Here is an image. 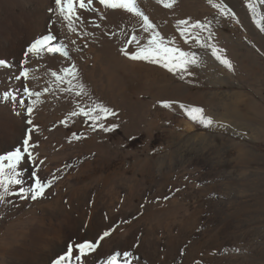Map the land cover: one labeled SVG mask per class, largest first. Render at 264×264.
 Listing matches in <instances>:
<instances>
[{"label":"bare ground","instance_id":"6f19581e","mask_svg":"<svg viewBox=\"0 0 264 264\" xmlns=\"http://www.w3.org/2000/svg\"><path fill=\"white\" fill-rule=\"evenodd\" d=\"M245 1L246 4L241 3L239 0H225L230 14L229 17L237 21V27L244 38V43L238 44L240 46L251 44L258 51L264 52V3L261 0ZM196 4L195 0H176L173 7L166 8L157 0H137V7L149 18V21L155 26L154 31L159 33L165 44L172 42L169 44L170 47L179 48L183 52L186 50L201 51L203 48L212 49L214 52L220 50L224 54L223 59L230 62L229 55L236 52L237 43L234 44V32L228 33L224 30H218L216 26H210L208 32L202 30L201 32L200 29L197 30L196 28L193 31L191 26L189 28V26L181 25L180 16L184 13L188 16L197 15L202 17L206 13L204 10H198ZM77 12L81 20L75 23V31H71L59 15L55 0H0V60L6 62L5 65L0 66V155H7L16 148H22L23 140L28 138L29 134H31L30 144L34 145L30 148L33 157L28 158L25 156V159L17 165L15 170L17 173L15 178L20 179L23 183L20 187L10 185V191L7 194H14V198L12 197L13 199L9 202L10 209L14 207L13 210L17 214H22L25 207L29 208V211L23 214V217H18L17 220H20V222L11 225L7 232L8 237L0 243V264H55L56 260L66 254V249L69 246H75L85 241L94 242L98 247L83 258L84 264H108L112 256H116L117 264H183L187 244L184 234L181 231H174L173 228L175 227L172 228L170 225H168L170 235L166 237L162 234V227L159 225H151L149 228L147 227L146 231L141 229L142 225H138L140 223L129 222V224L127 221L137 218L136 216L139 214V208H135L136 206L129 208L126 215L123 214L125 211L123 206L119 209L116 207L117 210L111 208V210L103 209L92 212L91 210L90 212L81 211L80 206H83L82 204H85L96 193L99 185L98 179L101 178L102 180L104 176L103 170L111 171L112 166L110 163L86 161L84 153L75 150L73 147L62 152L59 150L61 153L52 149L50 153L58 157L45 158L46 151L43 145L47 142L48 133L62 134L66 127L57 120L58 118H55L57 116H49L50 110H56L62 105L58 100L44 98L43 87L46 82L43 77H46L47 71L64 73L65 69H71L74 65L76 75L89 73L90 71L98 74L96 82L90 80L93 91L97 90L98 86L101 92L109 91V93H112L118 86L119 91L123 92V79L119 77L117 74L118 69L116 70L115 67L119 63L112 64L110 63L112 61L109 63L104 61L103 53L108 45V25L113 20L122 19L126 38V41L124 39L125 43L132 35H137L141 44H147L148 40L152 38L153 30L148 32L143 30L145 25L142 17L124 9L105 8L99 3V0H93L88 10L77 7ZM217 12L219 13V11ZM226 13L224 14L226 15ZM183 28H187L190 35H181ZM46 35L56 36L53 46L61 49V52L66 53V55L59 53L53 55L45 51L40 56H35L27 52V49L36 40ZM192 38H194L193 40L199 38V40L204 41V47L202 48L197 42L190 43L189 41ZM208 38L214 39L215 42L209 43ZM131 46L134 49L137 48L135 44ZM86 51L88 52L86 53ZM124 65H127L126 68L129 71H133L136 62L127 60ZM223 66L226 70L229 68L224 63ZM25 70L30 74L28 79L23 76ZM69 81L67 79V82ZM138 84L140 85L141 82ZM71 85L69 88L72 87ZM159 86H161L159 90L165 91V96H163L164 94H158V92L157 95L153 94L154 92L151 93L150 88L152 85L146 89L148 90L147 93L141 91V89L135 90L134 97L129 99V106L137 112V118L134 121H125L123 118L111 122L102 119L99 121L90 119V121L103 134L113 133L117 128H121L123 135L119 139L129 138L132 135L145 132L148 138L144 145L150 146L154 137L155 124L157 123L151 119L150 114L158 104L170 105V107H167L169 112H177L180 117H186L189 120L191 118L188 109L201 108L204 110L201 102L192 101L189 90L186 88L177 86L170 90L164 84H159ZM74 87L76 88V86ZM26 88L32 92H39L40 96H28L25 92ZM72 89L74 88L72 87ZM159 90L157 89V91ZM146 94H150L154 101L143 99V95ZM242 103L246 108L254 105L250 98L240 100V96L226 97L222 105L223 116L219 117L216 113H212L210 117L218 122L221 127L226 126L228 129H232L235 134H240L241 128H235L234 126V129L233 127L229 128L227 120L231 118V109L233 107L240 109L239 105ZM119 108L123 109L121 106ZM29 109L32 110L31 116H29ZM80 109H73L74 112L78 113L77 115H71L73 112L69 113L71 116L69 115L70 120L67 124L74 128L73 138L79 136L81 138L88 131L87 120L79 114ZM179 119L176 120V128H180L183 124V120ZM29 120H31V123H29ZM184 123L186 127L184 136H189V138L182 141V146L176 152L178 158H175L172 163L174 169L179 170L178 177L181 184L188 181L186 178L188 167L191 164L193 166V163L201 164L202 167V159L207 155L187 147V143L191 139L201 138V136H192L196 129L195 126L191 125L190 121H184ZM108 128L112 130L106 131L105 129ZM244 151H242V156L248 155V151ZM4 163L7 165L8 162L5 161ZM163 166L166 167V164L164 163ZM88 171L100 173L95 176L96 178L85 180L83 177ZM37 177L45 185H48V182L51 181V186L45 187L43 196L33 199L35 178ZM119 177V179H126L123 175H119ZM179 179L164 183L161 176L154 175V183L161 187L160 192L164 196L172 193ZM123 181L125 182V180ZM140 184L141 195L147 196L152 189L146 186L145 180L140 181ZM24 187H27L30 193L27 202H25L26 199L23 201L24 197L19 194L20 188ZM169 188H172V190ZM12 189H15V191H12ZM133 192H130L128 197L133 196ZM0 194H3V189H0ZM177 212L172 216H168L170 222L178 219L179 212ZM182 213L187 215L189 210L184 209ZM182 213L179 215H182ZM97 219L100 220L96 221ZM104 232H108L109 235L101 240L100 237ZM230 238L223 242L225 245L224 253L235 251ZM17 251L20 253L18 256L14 255V252ZM127 253L131 255H126ZM76 254L74 249V255ZM72 264H78V262L73 260Z\"/></svg>","mask_w":264,"mask_h":264},{"label":"rangeland","instance_id":"374dc122","mask_svg":"<svg viewBox=\"0 0 264 264\" xmlns=\"http://www.w3.org/2000/svg\"><path fill=\"white\" fill-rule=\"evenodd\" d=\"M195 1L198 10L206 11L203 15L204 18L197 15L188 16L184 13L180 16V20L188 21L189 24L186 26L189 28L192 24L199 23L203 29H196L203 32H208L210 26H216L218 30L228 33L234 32V44H237L236 52L228 57L231 68L227 70L224 68L221 62L224 60V54L220 50L214 52L212 49H204V41L192 38L189 42H197L203 49L201 51H184L189 54L190 58L194 57L196 61L195 64L188 66L187 71L169 72L158 64L145 61H135L134 70L129 71L126 68L127 65H124L125 61L134 60L125 56L121 49L134 52L136 48L125 43L122 19L113 20L107 28L108 45L104 49L103 56L104 61H108L106 63L110 61L112 64L119 63L115 67L116 70L118 69L117 74L123 79L124 91L120 92L118 86L112 93L101 92L98 86L97 90L93 91L91 81L96 82L98 74L91 71V73H79L75 75L76 78L71 77L72 80L64 73H57L58 76L67 77L61 82L51 74L52 72L47 71L46 77H43L46 82L43 87L44 98L58 100L62 105L56 110H50L49 116H57L55 118H58L57 120L66 127L62 134L48 133L47 142L43 145L46 151L45 158L58 157L50 153L52 149L61 153L73 147L84 153L86 161L110 163L111 171L107 169L103 170L104 172L101 171L104 176L102 180L98 179L97 191L91 196L92 198L82 204L83 206H80L81 211L90 212L91 210L92 212L103 209L111 210V208L117 210L123 206L126 211L123 214L126 215L129 208L136 206L135 208H139V214L136 216L137 218L133 219L134 221H127L128 223H140L138 225H142L141 229L146 231L147 227L149 228L151 225H159L162 227V234L166 237L170 235L168 225L172 228L175 227L174 231H181L184 234L187 244L183 264H264V52L258 51L251 44L247 46L238 44L244 43V38L237 27V21L229 17L225 0ZM239 1L246 4L245 0ZM222 9L225 11L223 12ZM225 12H227L226 15H229L226 16ZM194 29L192 27L193 31ZM208 42L213 43L215 40L208 38ZM244 58L248 59V62ZM67 79L70 80V83L67 82ZM139 82H141L140 85ZM146 82L150 84L148 85ZM159 84L166 85L170 90L177 86L189 90L192 101L201 102L205 111L204 117L211 119L213 123L206 125L199 120L180 117L177 112L171 113L167 107L158 104L150 114L151 119L157 122L150 146L144 145L148 138L145 132L119 139L123 135L121 128H117L113 133L103 134L86 116H82L87 120L86 135L81 138L80 136L72 137L74 128L67 123L74 110L81 108L87 111L95 105H102L115 113V115H108L102 120L111 122L123 118L125 121H134L137 118V112L129 106V99L134 97L135 90L141 89L147 93L146 89L152 85L151 93L154 92L153 94L157 95L158 92L165 96V91L159 90L161 87ZM70 85L74 89L69 88ZM77 93L80 94L77 95ZM233 96H240V100L250 98L254 102V105L249 108H246L243 103L239 105L240 109L233 107L231 121L226 119L229 128L233 126L241 128L240 134H235L232 129L230 130L226 126L221 127L210 117L212 113L222 117L224 99ZM142 98L154 101L150 94L143 95ZM120 106L123 111L119 108ZM178 119L183 120L180 128L175 126ZM184 121H190L191 125L195 126L196 129L192 136H201V138L191 139L186 146L207 154L202 159V167L198 163H193V166L191 164L188 167L187 184H181L178 177L179 170L174 169L172 164L175 158H178L176 152L182 146V141L189 138V136H184L186 131ZM184 127L185 129H183ZM244 150L248 151V155L242 156ZM164 163L166 167L163 166ZM99 173L88 171L83 179L96 178L95 176ZM119 175L125 176L126 179H119ZM154 175L161 176L164 183L175 179H179V182L171 194L167 192L169 194L164 196L160 192L161 187L154 183ZM143 180H145L146 186L152 189L150 195H141L140 181ZM22 189L24 192L23 201L26 199L25 202H27L30 198L29 189L27 187ZM169 189L172 190V188ZM130 192H133V196L128 197ZM11 194L6 195L0 202V243L8 237L7 232L11 225L20 222L17 220L18 217H23V214L29 211V208L26 207L22 214L14 212V207H11V210L9 202L14 198V194ZM105 200H109V202L106 203ZM184 209L189 210L187 215L182 213ZM176 211L182 215L178 214V219L170 222L168 216L176 214ZM15 216L17 217L14 218ZM229 237H231L230 240L235 251L224 253L223 242ZM137 246L139 245L137 244ZM19 254L18 251L14 252V255L18 256Z\"/></svg>","mask_w":264,"mask_h":264},{"label":"snow or ice","instance_id":"6c2138e0","mask_svg":"<svg viewBox=\"0 0 264 264\" xmlns=\"http://www.w3.org/2000/svg\"><path fill=\"white\" fill-rule=\"evenodd\" d=\"M158 3H162L164 7L171 8L174 6L176 0H157ZM211 2V0H209ZM264 3V0H261ZM93 3V0H55V4L58 7L59 15L67 23L69 30L75 31V23L81 20L80 15L77 12V7L79 9L88 10ZM99 3L108 9H124L128 12H133L137 16H140L144 20L145 32L149 30L152 31V38L148 40L147 44H141L140 39L137 35H132L130 39L127 40V43L131 46L132 44L137 45V48L134 52H129L127 49H121L125 56L134 61H145L148 63L158 64L166 68L169 72L187 71L190 64H195V58L189 56L188 53L181 51L179 48L170 47L169 44H165L164 39L160 37L159 33L154 31L155 26L149 21V18L145 16L137 7V0H99ZM181 25H188V21H181ZM193 28H202V25L199 23L192 24ZM181 35H190L187 28H183ZM56 41V36L46 35L41 39L36 40L28 49L27 52L35 56H40L43 52L49 54H61L66 55V53L61 52V49L53 46ZM219 58V57H218ZM227 67L231 68V63L227 60H222ZM27 63V61H25ZM6 62L0 60V66L5 65ZM65 76L75 77L76 71L75 66L73 65L71 69L64 70ZM29 72L25 70L23 76L25 79L29 78ZM53 76L56 77L58 81H63L65 76H58L57 73L53 72ZM70 83V81H69ZM46 91V90H45ZM25 92L28 96L39 97V92H32L25 89ZM80 93H77L79 95ZM165 107H170V105L165 104ZM183 107V106H181ZM190 118L192 120H199L201 123L206 125H211L213 121L204 117V110L201 108L188 109ZM32 110L29 109V116H31ZM78 113L73 112L72 115H77ZM80 115L89 117L93 121H99L102 118H106L108 115H115L114 112H111L108 108L102 105H95L89 110L80 109ZM198 114V115H197ZM31 123V120H29ZM106 131H111V128L105 129ZM31 134L28 138L23 140L22 148H16L14 151L9 152L7 155H0V189H3V194H0V202L4 200L5 195L10 191V185H15L17 187L21 186V180L16 179V167L17 165L25 159V156L28 158L33 157V153L30 151V148L34 145L30 144ZM7 161V165H5ZM7 169V171H6ZM46 186H51V181L48 182V185H45L41 182L40 178H35V192L32 195V198L43 196ZM15 191V189H12ZM19 194L24 195L23 189L20 188ZM109 235L108 232H104L100 239H104ZM98 245L91 241H85L78 243L75 246H69L66 249V254L61 256L58 260L55 261V264H72L73 260H76L78 264H84V257L89 253L93 252ZM74 249L76 255H74ZM126 255H131L127 253ZM108 264H117L116 256H112L108 261Z\"/></svg>","mask_w":264,"mask_h":264}]
</instances>
